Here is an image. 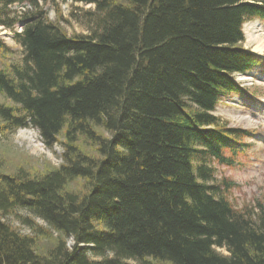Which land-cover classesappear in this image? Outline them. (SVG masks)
<instances>
[{
  "label": "trees",
  "instance_id": "obj_1",
  "mask_svg": "<svg viewBox=\"0 0 264 264\" xmlns=\"http://www.w3.org/2000/svg\"><path fill=\"white\" fill-rule=\"evenodd\" d=\"M61 1L84 32L67 35L55 0H0L21 49L0 69V138L32 128L62 149L46 173L0 166V264H264V206L236 210L214 184L246 133L211 115L256 95L234 76L259 63L242 26L264 0Z\"/></svg>",
  "mask_w": 264,
  "mask_h": 264
},
{
  "label": "rangeland",
  "instance_id": "obj_2",
  "mask_svg": "<svg viewBox=\"0 0 264 264\" xmlns=\"http://www.w3.org/2000/svg\"><path fill=\"white\" fill-rule=\"evenodd\" d=\"M55 3L61 18L69 21V24H66L59 20V25L67 35L71 36L85 31L80 24L68 18L72 4L63 3L61 0H55ZM39 4L42 7L41 2ZM74 5L84 9L91 8V6L83 4ZM43 7L47 13V19L56 22L58 16L55 7L52 4L43 5ZM15 30L19 31V28ZM11 35V31L0 26V41L4 42L10 50L6 55L0 54V69H7L12 64H18L21 59V49L13 43ZM242 35L244 39L242 47L261 56L264 60V21L258 23L255 20L245 23L242 27ZM256 69L250 74H241L236 78V82L249 94L254 92L256 96L254 98L249 95L234 96L218 105L214 112L216 117L226 122L227 128H239L250 133L246 139L241 141L245 147L248 146L246 149L244 148L247 151L245 153L247 161H243L233 169L225 168L224 165L218 163L213 165L214 184L219 185L222 179L233 184L232 187H224L223 193L225 192V197L236 210L248 206H252L251 208L255 210L256 203L264 206V65ZM0 103L9 104L2 97H0ZM44 147L33 131L23 130L11 137H1L0 166L5 173L9 174L15 173L19 169L28 170L31 174L46 173L60 164L59 156L62 154V149L57 145L47 152ZM81 149L87 151L85 146H82ZM243 150L237 152V157L234 159L242 160L240 153ZM17 214L24 216L26 213L18 212ZM18 220L20 217L18 219L12 217L7 221L11 226L19 229ZM35 221L42 226L39 220ZM46 245H49L46 240H40L36 244L39 253H45L48 248ZM219 252L225 254L224 251L220 250Z\"/></svg>",
  "mask_w": 264,
  "mask_h": 264
},
{
  "label": "bare ground",
  "instance_id": "obj_3",
  "mask_svg": "<svg viewBox=\"0 0 264 264\" xmlns=\"http://www.w3.org/2000/svg\"><path fill=\"white\" fill-rule=\"evenodd\" d=\"M20 4L21 3H15L13 5H10L8 8L10 9L11 7L19 6ZM23 130H25V129H21V130H19V132H22Z\"/></svg>",
  "mask_w": 264,
  "mask_h": 264
}]
</instances>
